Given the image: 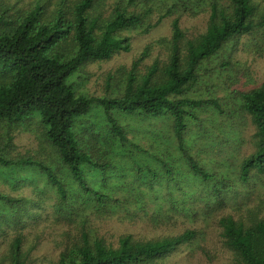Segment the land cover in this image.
Here are the masks:
<instances>
[{"label":"trees","instance_id":"obj_1","mask_svg":"<svg viewBox=\"0 0 264 264\" xmlns=\"http://www.w3.org/2000/svg\"><path fill=\"white\" fill-rule=\"evenodd\" d=\"M204 1L118 0L108 10L104 0H30L24 6L0 0V172L36 168L56 191L54 211L66 228L55 264H162L191 243L197 231L187 229L156 240L125 235L115 246L88 224L92 216L122 210L168 222L189 211L194 196L188 188L197 181L214 199L212 208H224L234 175L210 172L190 150L196 139H211L215 127V147L227 152L223 138L228 132L241 134L239 116L249 117L254 127V150L241 161L237 178L259 187L262 201L241 217L221 216L218 224L233 264H264V83L249 91L232 89L223 98L188 95L204 78L215 79V63L220 69L234 63L233 52L225 57L230 45L264 30V10L253 0H207V28L189 36L181 19L195 16ZM171 17L172 34L158 40L167 51L164 58L139 74L151 54L149 45L130 71L120 67L107 74L105 95L82 90L89 64L131 50L126 31L150 33ZM125 115L165 118L171 130L150 133L147 149L128 136L120 119ZM35 125L41 145L51 147L56 159L15 153V133L33 132ZM29 203L0 192V227H23L24 218L31 217ZM237 204L243 209L244 201ZM4 231L0 228V234ZM24 236L12 239L0 264H32L35 245L26 247Z\"/></svg>","mask_w":264,"mask_h":264},{"label":"rangeland","instance_id":"obj_2","mask_svg":"<svg viewBox=\"0 0 264 264\" xmlns=\"http://www.w3.org/2000/svg\"><path fill=\"white\" fill-rule=\"evenodd\" d=\"M17 6H24L30 0H7ZM109 10L118 0H104ZM264 10V0H253ZM199 12L195 16L185 15L181 19L182 27L189 36L203 33L208 24V2L205 0L200 4ZM174 17L165 19L157 28L150 33H143V28L126 31L124 34L131 37L132 48L129 52H121L107 61H98L89 64L85 71V82L82 90L90 96L105 95L106 77L109 72H115L120 67L130 71L134 62L141 56L144 49L151 46V54L140 64L139 74H144L147 68L157 58H164L166 49L158 40L169 37L172 34V20ZM233 52L234 63L227 69H220L215 63V79L204 78L200 81L190 97L212 99L225 97L232 89L249 91L264 83V30L259 34L244 36L239 44L228 47V53ZM205 77V76H204ZM120 117L125 125L128 136L144 148L149 149L150 133H169L170 121L159 117H149L145 120L139 118ZM241 134L228 132L224 136L227 152H220V147H215V127L211 139L204 137L193 141L190 150L202 166L210 172L231 173L234 175L235 187L229 194L226 206L222 209L212 208L214 199L207 196V188L197 181L190 185L194 200L188 202L189 211L178 215L176 218L161 222L153 220L150 215L143 212L134 214L131 210H122L111 216H92L89 222L91 232L103 237L108 244L117 245L119 239L125 235H131L136 240H156L169 236H175L187 229L197 231L196 238L189 244L180 247L172 255L166 257L162 264H233L234 255L222 242L219 218L226 214L241 217L248 207L253 208L260 205L262 192L259 187L245 185L238 180V171L241 161L254 150L253 134L254 127L249 117L243 116L236 119ZM31 131H18L15 133V153L28 154L35 159H45L50 162L57 158V154L49 146H42L39 139L40 126L35 125ZM221 135V133H220ZM242 135V137H241ZM227 139V140H226ZM235 173V174H232ZM13 176L19 177V185L13 187ZM15 177V179H17ZM198 180L199 178H196ZM9 180V181H8ZM256 188V189H255ZM0 192L14 196H23L29 203L31 217H25L24 225L7 227L0 234V261L3 254L9 248V244L16 235L25 234V245H35L31 253L32 264H55L63 248L65 236L63 230L66 225L57 221V214L53 204L56 199V191L48 186L43 180L42 173L36 168L17 167L0 172ZM198 198L196 199V197ZM253 198L248 200L249 198ZM211 207H206V202ZM239 201H244L243 209H239ZM196 212L195 215L193 213Z\"/></svg>","mask_w":264,"mask_h":264}]
</instances>
